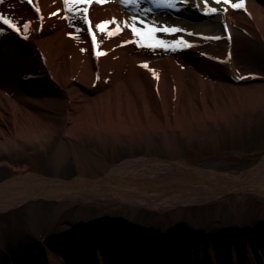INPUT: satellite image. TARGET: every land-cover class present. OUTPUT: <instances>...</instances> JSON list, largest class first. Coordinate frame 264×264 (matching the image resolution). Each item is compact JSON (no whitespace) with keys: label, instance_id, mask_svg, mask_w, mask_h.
I'll return each mask as SVG.
<instances>
[{"label":"bare ground","instance_id":"obj_1","mask_svg":"<svg viewBox=\"0 0 264 264\" xmlns=\"http://www.w3.org/2000/svg\"><path fill=\"white\" fill-rule=\"evenodd\" d=\"M152 1L151 7L166 9L165 20L141 12L135 0L0 3V14L19 26L17 32L0 24V159L52 152L57 168L72 156L77 171L72 179H51L30 171V164L11 167L5 161L11 173L0 182V214L42 200H80L160 215L179 209L189 215L199 207L213 218L197 224L181 215L159 230L127 227V220L116 217L108 223L83 220L58 234L30 235L1 255L0 264H264V216H241L248 195L264 198V156L233 176L195 164L179 145L182 140L189 152L215 151L220 131L240 132L264 116V0H207V7L205 0H170L179 2L176 9L211 15L208 24L195 23L191 15L172 22L168 0ZM236 3L244 7L236 9ZM70 14L79 17L82 31L70 27ZM105 22L108 30L101 33L96 25ZM132 27L145 35H134ZM165 27L184 33H165ZM202 35L225 37L222 48L211 46V56L202 55ZM156 40L163 47H148ZM137 47L155 56H140ZM187 50L201 56L197 63H183L179 54ZM92 51L105 54L94 57ZM235 54L245 61L241 75ZM216 72L228 76L214 79ZM91 140L95 151L87 149ZM109 146L169 155L145 153L108 165L98 151L108 153ZM92 169L104 172L98 176ZM227 196H240L231 211L241 217L223 219Z\"/></svg>","mask_w":264,"mask_h":264},{"label":"rangeland","instance_id":"obj_2","mask_svg":"<svg viewBox=\"0 0 264 264\" xmlns=\"http://www.w3.org/2000/svg\"><path fill=\"white\" fill-rule=\"evenodd\" d=\"M152 2V0H135L134 7L138 8L144 14H147L149 11L152 18H158L160 21L165 20L163 14L166 12V9L161 6L151 7V4H153ZM157 2L158 1L154 0L155 4H157ZM168 3H170V0H168ZM175 4V7L167 10L174 13L171 17L172 22L186 20V17L189 15L193 17L194 22L197 24H208L211 20V15L205 14V12H200L199 10L192 8L193 10L192 12L190 11V13L187 11V7L185 5H182V7L185 6L184 8L179 7V9H176L179 2H175ZM220 7L218 8L219 10ZM194 12H196L197 15H195ZM197 12H200V14ZM69 20L70 27L78 31H82L83 24L79 17L70 14ZM183 33V31H180L177 33V36H180ZM222 33L225 35V30ZM202 37V41L205 45L197 48V51L199 52V50H201L199 53L202 55L204 54L205 56H211L209 54V47H218L220 46V43L225 41V37H217L214 39L212 36L208 35H202ZM137 48L138 55L140 56H155V54L150 53L148 49L141 47ZM179 56L183 60L184 64L197 63L196 59L201 57L197 54V52H191L188 50L181 52ZM234 60L237 66V73L241 75V71L245 70L243 63L244 60L239 56V54H235ZM227 76L228 75L225 74V72L224 74L222 72H216L214 74V79H225ZM232 130L227 131L223 129L220 131L221 135L219 136V146L215 151H213L212 148L210 151L208 149L205 151H197L198 149L194 148V152H189L190 150L185 147L186 143L182 140L179 141V145L186 153L187 157L194 160L195 164L202 165L201 167L204 166L207 170L216 171L220 174H230L233 176L238 175V173L241 174L252 165H257L264 156V116L262 117L261 115H258L249 125L247 123L243 124L240 132H232ZM215 131L216 134H219L217 130H214V132ZM94 142L95 141L92 140L86 142L87 149L94 151L97 150V145ZM107 148L108 153L103 152L102 149L98 152L104 157L103 160L105 159V162L108 165L113 162L118 163L122 159L140 157L145 155V153L150 156L156 155L161 157H168L169 155L167 152L161 153L158 149L147 153L144 147L142 149H138L135 146L132 148H128L127 146H118L114 149L109 146ZM52 155L53 153L50 152L48 154L34 157H15L11 160H7L6 158L0 159V163L4 164V166L0 167V182L8 178L11 173V167H20L24 164H30V171L33 173L36 172L45 178L65 180L76 177L77 171L75 169L72 156L67 163L62 165V167L57 168L52 160ZM5 161H9L11 167L7 166ZM92 172L100 176L104 170L92 169ZM239 197L240 196H227L225 198V203L222 204L223 208L221 209L223 219L232 218L231 220H234L237 213L231 211V208L238 203ZM243 202L246 203L245 207L248 211H246L247 213L245 212V215L240 214L241 216H244L245 218L249 216L250 220H258V218L264 216V206L262 207V203L264 204V198L256 194H250ZM252 211L255 212L254 215ZM208 212L209 213L206 212L205 214L201 213L200 208L196 207L194 210L192 209L190 211L189 215L186 209H179L177 212L172 211L170 213L160 215L158 213L147 212L144 210H128L118 204L103 203L102 201L84 203L80 200H76L74 202L42 200L31 204L28 203L8 214H0V257L1 255L6 257L9 251L19 248L23 240L30 235L37 236L39 231L43 232L46 230L52 235L58 234L61 231H66V228L71 226V224L75 225L83 220L97 219L108 223V218L116 217L127 220V227L130 226V224L137 223L142 226V228L149 227L154 230H159L160 227H167L169 229L171 224L173 222L175 223V220H177L181 215L183 217L188 215L189 220L195 221L197 224L200 219H212L213 217L211 212ZM250 213L252 215H249ZM237 215L241 217L239 214ZM245 220L249 222V220ZM109 225L112 224L109 223ZM145 235L147 236V234ZM24 247L26 248V246Z\"/></svg>","mask_w":264,"mask_h":264},{"label":"snow or ice","instance_id":"obj_3","mask_svg":"<svg viewBox=\"0 0 264 264\" xmlns=\"http://www.w3.org/2000/svg\"><path fill=\"white\" fill-rule=\"evenodd\" d=\"M4 0H0V3H3ZM29 2H31V0H29ZM92 2V0H64V3L65 4H69V3H75V4H78V5H86V4H90ZM221 0H216V3H220ZM224 3H228L229 0H223ZM205 5L207 7V0H205ZM168 7H175L174 4L172 3H168L167 4ZM234 8L236 9H241L244 7L243 3H236L233 5ZM37 11H39L37 9ZM87 8H83V12L84 14L86 15L87 14ZM212 12H215L216 9L213 8L211 9ZM0 24H3L5 26H7L9 29H12L14 31H17L19 32V26L13 22V20L9 19V18H6L3 14H0ZM27 27V25H25V28ZM96 28L101 32H105L108 30V23L105 22V23H100L98 25H96ZM117 31H119V29H117ZM131 31L133 32L134 35L138 36V37H143L145 35V33L141 32L138 28L136 27H132ZM158 30L156 28H150L149 29V32H152V33H156ZM163 31L165 33H168V32H179L180 30L178 28H173V29H168V28H164ZM89 34L92 36V44H93V48L96 49L98 48V44H97V40H96V36L92 34L91 32V29H89ZM107 34L109 36H112L113 33L111 31H108ZM179 43H184V41H180ZM164 45V41L163 40H156L154 41L153 44H149L148 47H163ZM97 56H102L104 55L105 53L102 52V51H96L95 53ZM144 67H147V65L145 64Z\"/></svg>","mask_w":264,"mask_h":264},{"label":"water","instance_id":"obj_4","mask_svg":"<svg viewBox=\"0 0 264 264\" xmlns=\"http://www.w3.org/2000/svg\"><path fill=\"white\" fill-rule=\"evenodd\" d=\"M94 249L93 248H91V253H90V255H91V258L94 260L95 259V257L96 256H94ZM134 260H135V258H134ZM139 264H144L143 262H140Z\"/></svg>","mask_w":264,"mask_h":264}]
</instances>
